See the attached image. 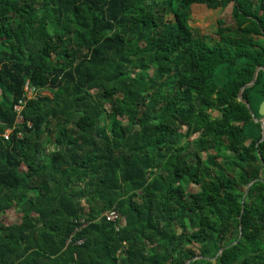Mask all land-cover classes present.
Here are the masks:
<instances>
[{
	"label": "trees",
	"instance_id": "obj_1",
	"mask_svg": "<svg viewBox=\"0 0 264 264\" xmlns=\"http://www.w3.org/2000/svg\"><path fill=\"white\" fill-rule=\"evenodd\" d=\"M0 91V264H264V0H0Z\"/></svg>",
	"mask_w": 264,
	"mask_h": 264
},
{
	"label": "rangeland",
	"instance_id": "obj_2",
	"mask_svg": "<svg viewBox=\"0 0 264 264\" xmlns=\"http://www.w3.org/2000/svg\"><path fill=\"white\" fill-rule=\"evenodd\" d=\"M232 10L233 6L232 3H230L224 10H212L207 8L206 6L202 4H197L192 7L191 10V24L195 28V31L198 35H204L207 34L210 36L212 40H215L218 38V36L215 34V29L219 25V23H227V22H233L232 17ZM52 30V28H51ZM1 94V91H0ZM254 114V113H253ZM212 115L214 117H220L226 120L234 121L235 117L233 115H228L220 111H214L212 112ZM19 120V119H18ZM102 124L105 125V116H103ZM198 135L192 136L190 140H193L197 138ZM189 139H185L184 142ZM211 153H202L203 157H206L207 155H210ZM192 190H197L198 187L191 185ZM34 196V193L28 194V197ZM22 217V212L20 207H12L6 211L5 214L0 216V221L2 226H6L9 224H13L16 222H19Z\"/></svg>",
	"mask_w": 264,
	"mask_h": 264
},
{
	"label": "built area",
	"instance_id": "obj_3",
	"mask_svg": "<svg viewBox=\"0 0 264 264\" xmlns=\"http://www.w3.org/2000/svg\"><path fill=\"white\" fill-rule=\"evenodd\" d=\"M26 89L29 90V96H34V95H36L38 93V92H35L34 88H29L28 84L26 85ZM46 93H47L46 91H42V94H46ZM23 103H24L23 100H21L18 105H15V108L18 111H20V109L23 106ZM5 137L8 138V134H5ZM104 214H105L107 220L117 222L120 225H122L124 223L123 216L116 209H111V210L105 212Z\"/></svg>",
	"mask_w": 264,
	"mask_h": 264
},
{
	"label": "water",
	"instance_id": "obj_4",
	"mask_svg": "<svg viewBox=\"0 0 264 264\" xmlns=\"http://www.w3.org/2000/svg\"><path fill=\"white\" fill-rule=\"evenodd\" d=\"M259 69H260V68H257V69H256V71H255V73H254V76H253V78H252V81H251L250 83H248L246 86H251V85L255 82ZM240 100H243L242 97H241V92H240ZM244 101H245V100H244ZM245 103L247 104L248 108L251 110V106H250L249 102H248V101H245ZM259 114L262 116V118H261V119H256V120L259 121V122L262 124V138H261V140H263V139H264V101H262V103L260 104V107H259ZM261 140H260V141H261ZM260 156H261V155H260ZM261 158H262V157H261ZM251 184H252V182L250 183V185H251ZM248 189H249V188L246 189V193H245V195H244V197H243V200H242L243 203H244V201H245V197H246V195H247ZM235 243H236V242H235ZM226 247H227V246L222 247L221 250L219 251V253H220L221 251H223ZM219 253H218V254H219ZM196 258H197V257H194V258L190 259V260L187 262V264L190 263L192 260H194V259H196Z\"/></svg>",
	"mask_w": 264,
	"mask_h": 264
}]
</instances>
